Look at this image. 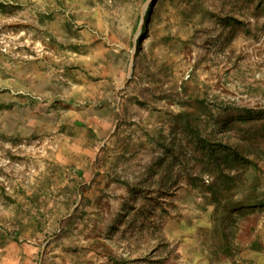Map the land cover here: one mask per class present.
I'll return each instance as SVG.
<instances>
[{"label":"rangeland","instance_id":"obj_1","mask_svg":"<svg viewBox=\"0 0 264 264\" xmlns=\"http://www.w3.org/2000/svg\"><path fill=\"white\" fill-rule=\"evenodd\" d=\"M0 264H264V0H0Z\"/></svg>","mask_w":264,"mask_h":264},{"label":"bare ground","instance_id":"obj_2","mask_svg":"<svg viewBox=\"0 0 264 264\" xmlns=\"http://www.w3.org/2000/svg\"><path fill=\"white\" fill-rule=\"evenodd\" d=\"M88 3V2H87ZM87 5V4H86Z\"/></svg>","mask_w":264,"mask_h":264}]
</instances>
